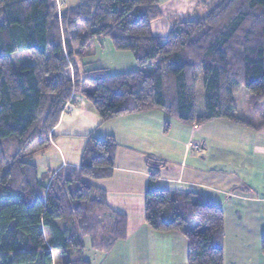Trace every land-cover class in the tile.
<instances>
[{"label":"trees","instance_id":"1","mask_svg":"<svg viewBox=\"0 0 264 264\" xmlns=\"http://www.w3.org/2000/svg\"><path fill=\"white\" fill-rule=\"evenodd\" d=\"M159 2L78 0L57 14L55 0H0L2 264H90L84 240L108 254L125 238L126 217L88 182L111 176L112 136L90 137L79 167L40 174L28 159L29 147L46 143L73 94L85 96L101 122L161 110L185 125L217 119L264 125V0H211L203 15L173 22L164 36L151 29L162 16ZM98 37L130 52L137 69L90 65L85 59ZM22 51L33 63L16 68L10 55ZM251 97L260 111L256 123L241 111ZM147 164L146 225L183 235L187 264H224L221 207L207 194L156 188L162 162ZM260 250L264 255V238Z\"/></svg>","mask_w":264,"mask_h":264},{"label":"crops","instance_id":"2","mask_svg":"<svg viewBox=\"0 0 264 264\" xmlns=\"http://www.w3.org/2000/svg\"><path fill=\"white\" fill-rule=\"evenodd\" d=\"M156 24L157 30L153 31L152 25V31L158 36L167 34L171 27L169 21ZM96 39L109 42L103 37ZM108 50L112 58L107 57ZM85 60L116 73L137 69L130 52L117 51L111 45H94ZM246 119L251 123L259 121L255 117ZM167 122L170 127L164 132ZM106 136H112L117 144L112 174L88 182L104 191L106 204L112 211L126 217V235L108 254L87 248L83 253L85 260L90 264H187L185 237L173 231H154L144 221V191L150 174L148 158L162 162L156 188L207 194L216 201L224 213V264H232L234 255L236 258L241 255L236 247L230 253L227 250L225 213L231 209L230 214L240 217L241 208L233 202L264 209L258 205L262 200L253 185L257 179L256 156H264V125L249 127L222 119L185 125L161 110L101 122L90 101L75 93L47 135L46 143L35 146V151H41L40 174L62 166L79 167L88 139ZM46 147L49 148L44 150ZM33 150L28 159L37 166L29 156ZM237 186L244 188L234 191ZM242 236L246 239L250 233H241L235 239L240 241ZM227 253L232 255L230 259Z\"/></svg>","mask_w":264,"mask_h":264},{"label":"rangeland","instance_id":"3","mask_svg":"<svg viewBox=\"0 0 264 264\" xmlns=\"http://www.w3.org/2000/svg\"><path fill=\"white\" fill-rule=\"evenodd\" d=\"M211 0H160V10L162 12V16L160 19L153 22V31L157 30L156 23L161 21H169L170 24L176 21L188 20L190 18L201 16L207 10L208 2ZM78 3V0H55V6H57V14L62 9H69L74 7ZM151 25V29H152ZM152 31V32H153ZM160 32V29H158ZM166 35V34H165ZM161 36V35H160ZM164 36V35H163ZM99 38V37H98ZM94 45H110L106 40H94L92 46L90 47V52L94 49ZM12 63L16 68L21 67L24 64L33 63L32 59L28 56L26 52H14L10 55ZM107 57H111L112 55L108 50ZM105 58V57H104ZM108 62H112L110 59H107ZM106 61V62H107ZM92 66H95L93 64ZM252 98L246 100V102L242 106V114L244 118H260V111L257 108H254L252 104ZM264 106V102L262 103ZM264 111V107H263ZM36 144L39 146L38 142H34L28 149L30 152L31 149H34L32 156L39 168V171L42 170L41 162V151H35ZM11 148L9 143H5V151L9 152L7 147ZM43 146V145H42ZM41 148V147H40ZM49 147L44 148L47 149ZM27 159V158H25ZM257 162V179L253 183L255 189L257 186L256 192L259 193V198L262 200L258 204L261 208L264 207V156L262 154H257L256 156ZM253 171V170H252ZM252 171L250 173H252ZM51 179V176H48L47 182ZM233 194V191L231 192ZM230 194V195H232ZM234 206H237L238 209L241 208V215H232L230 211H226L225 222H226V233H227V250L229 253L232 249L236 247V251L238 249L241 250V255H237V258L234 255V260H231L232 264H264V255L262 256L260 250V242L262 240V236H264V209H258L259 207H245L244 204L241 206V203L233 202ZM247 208V210L245 209ZM240 210V209H239ZM235 213V212H234ZM238 221V223H236ZM249 232L250 236L248 238L241 237V240L235 239V237L241 233ZM254 237V241L253 238ZM234 239H233V238ZM231 240V242L229 241ZM84 250L82 252V256L84 251L89 247L88 242L86 240L83 241ZM233 251V250H232ZM227 253V259H230L232 255ZM74 257L78 256V253L74 254ZM0 264H2L0 260Z\"/></svg>","mask_w":264,"mask_h":264}]
</instances>
